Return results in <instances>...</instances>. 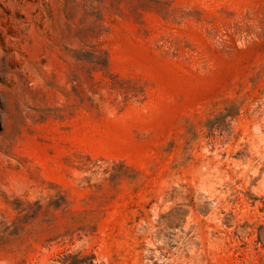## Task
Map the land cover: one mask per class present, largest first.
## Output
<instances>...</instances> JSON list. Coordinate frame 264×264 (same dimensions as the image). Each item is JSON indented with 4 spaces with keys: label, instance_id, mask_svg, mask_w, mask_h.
<instances>
[{
    "label": "rangeland",
    "instance_id": "1",
    "mask_svg": "<svg viewBox=\"0 0 264 264\" xmlns=\"http://www.w3.org/2000/svg\"><path fill=\"white\" fill-rule=\"evenodd\" d=\"M264 264V0H0V264Z\"/></svg>",
    "mask_w": 264,
    "mask_h": 264
},
{
    "label": "trees",
    "instance_id": "2",
    "mask_svg": "<svg viewBox=\"0 0 264 264\" xmlns=\"http://www.w3.org/2000/svg\"><path fill=\"white\" fill-rule=\"evenodd\" d=\"M93 256H82L81 253L61 252L56 258L57 264H93Z\"/></svg>",
    "mask_w": 264,
    "mask_h": 264
}]
</instances>
